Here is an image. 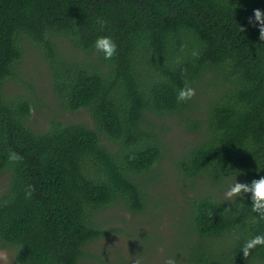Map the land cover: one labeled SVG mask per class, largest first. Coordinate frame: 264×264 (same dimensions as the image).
<instances>
[{
	"label": "trees",
	"instance_id": "trees-1",
	"mask_svg": "<svg viewBox=\"0 0 264 264\" xmlns=\"http://www.w3.org/2000/svg\"><path fill=\"white\" fill-rule=\"evenodd\" d=\"M254 9L264 12V0H0V176H9L0 238L18 264H79L86 245L109 233L102 212L116 202L145 209L155 177L144 176L164 157L152 115H176L200 134L177 161L185 178L209 181L189 201L196 264H264V246L241 251L264 234L251 194L220 198L232 180L264 177V41L249 23ZM99 36L116 43L111 60L95 49ZM27 45L48 60L64 108L86 109L93 127H30V99L6 95ZM185 81L196 94L178 103ZM201 91L204 117L192 119ZM10 152L23 159L9 161Z\"/></svg>",
	"mask_w": 264,
	"mask_h": 264
},
{
	"label": "rangeland",
	"instance_id": "rangeland-1",
	"mask_svg": "<svg viewBox=\"0 0 264 264\" xmlns=\"http://www.w3.org/2000/svg\"><path fill=\"white\" fill-rule=\"evenodd\" d=\"M71 45L59 42V49L68 55ZM198 93V106L190 113L192 119L204 117L205 99ZM9 97L22 96L32 103L30 127L43 132L51 121L58 119L65 123H85L93 127V121L86 109L67 111L56 96L53 72L48 60L32 45H27L18 66L17 77L6 86ZM157 130L163 135L164 157L155 165L149 175L154 181L146 184L148 200L140 212L128 210L120 202L100 215L102 228L108 235L86 245V256L79 264H165L174 259L176 264H196L200 262L195 235L190 217V200L199 192L209 188L205 178L190 180L177 168L178 159L198 140L199 133L191 131L187 123L176 115L150 116ZM228 186L220 188V198H227ZM9 185V176H0V195ZM197 241V242H196ZM198 244V243H197ZM201 252V251H200ZM15 251L6 247L0 238V264H18ZM198 264V263H197Z\"/></svg>",
	"mask_w": 264,
	"mask_h": 264
},
{
	"label": "clouds",
	"instance_id": "clouds-1",
	"mask_svg": "<svg viewBox=\"0 0 264 264\" xmlns=\"http://www.w3.org/2000/svg\"><path fill=\"white\" fill-rule=\"evenodd\" d=\"M253 17L249 18V23L258 25L259 38L261 41H264V12H261L259 9H254ZM98 23L101 28H103L106 21L98 19ZM94 47L98 52L103 53L104 59L106 60H111L117 54V45L110 36L97 37ZM195 94V89L190 86L188 81H185L184 86L178 91L177 102H187L191 100ZM22 159L23 157L16 152H10L8 155V160L11 162H18ZM33 192L34 188L29 185L26 190V198H31ZM246 193L251 194L252 211L258 213L259 218L264 220V177L255 179L250 184L235 181V183L229 186L226 196L232 199L234 197H241ZM257 246H264V234L256 235L245 241L241 248L243 257H248L251 251ZM134 264H141V262L137 259L134 261ZM165 264H176V261L174 259H168L165 261Z\"/></svg>",
	"mask_w": 264,
	"mask_h": 264
}]
</instances>
